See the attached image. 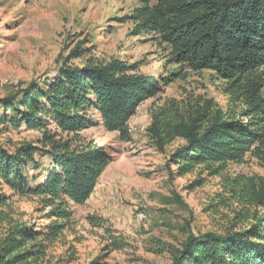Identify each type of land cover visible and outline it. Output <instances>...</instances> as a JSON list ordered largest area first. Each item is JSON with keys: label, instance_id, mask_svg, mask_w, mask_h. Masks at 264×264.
Segmentation results:
<instances>
[{"label": "trees", "instance_id": "trees-1", "mask_svg": "<svg viewBox=\"0 0 264 264\" xmlns=\"http://www.w3.org/2000/svg\"><path fill=\"white\" fill-rule=\"evenodd\" d=\"M138 2L133 18L169 46L171 63L213 71L242 104L237 113H228L208 101H170L151 114L149 146L163 153L177 142L167 163L179 175L197 167L218 175L248 154L263 158L264 0ZM76 56L74 50L44 86L30 82L0 97V132L25 127L41 131L43 138V146L0 143V264H63L49 251L60 243L71 247L65 232L73 220L72 206L90 197L111 159L81 132L97 117L107 131L130 141L129 119L161 90L156 77L135 72V63L115 58L68 63ZM58 135L64 137L55 139ZM37 154L48 158L47 169H40ZM223 187L238 205L232 225L171 247L167 264H264V175L234 178ZM13 197L31 202L28 219L13 208ZM225 200L220 197V204Z\"/></svg>", "mask_w": 264, "mask_h": 264}, {"label": "rangeland", "instance_id": "rangeland-1", "mask_svg": "<svg viewBox=\"0 0 264 264\" xmlns=\"http://www.w3.org/2000/svg\"><path fill=\"white\" fill-rule=\"evenodd\" d=\"M139 7L138 0H0V97L30 82L44 86L74 50L78 56L68 63L120 59L137 64L136 73L153 75L161 87L129 119L130 141L107 131L97 117L81 132L86 140L103 146L111 159L90 197L72 206L73 220L65 232L71 247L60 243L49 251L63 264H167L171 247L232 225L238 205L224 192V184L264 175V157L249 154L241 163H228L218 175L202 167L179 175L167 163L177 142L163 153L149 146L151 114L170 101H208L228 113H237L242 104L213 71L171 63L169 46L133 18ZM59 136L64 137L55 139ZM23 141L43 146L42 132L25 127L0 132V143L7 146ZM36 157L40 169L49 167L46 156ZM4 192L9 193L6 188ZM220 197L226 205L220 204ZM11 203L24 213L23 219L30 217V201L13 197ZM89 217L98 222L92 224Z\"/></svg>", "mask_w": 264, "mask_h": 264}, {"label": "built area", "instance_id": "built-area-1", "mask_svg": "<svg viewBox=\"0 0 264 264\" xmlns=\"http://www.w3.org/2000/svg\"><path fill=\"white\" fill-rule=\"evenodd\" d=\"M139 218L140 219H144L145 218V215L139 214Z\"/></svg>", "mask_w": 264, "mask_h": 264}]
</instances>
